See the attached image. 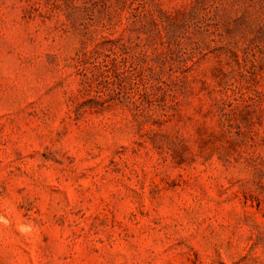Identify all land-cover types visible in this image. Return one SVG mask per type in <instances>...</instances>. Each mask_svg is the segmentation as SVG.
<instances>
[{
    "label": "rangeland",
    "instance_id": "374dc122",
    "mask_svg": "<svg viewBox=\"0 0 264 264\" xmlns=\"http://www.w3.org/2000/svg\"><path fill=\"white\" fill-rule=\"evenodd\" d=\"M0 264H264V0H0Z\"/></svg>",
    "mask_w": 264,
    "mask_h": 264
}]
</instances>
